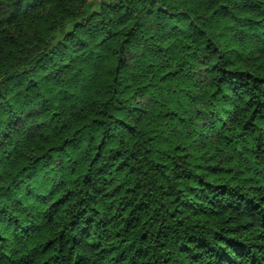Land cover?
Returning <instances> with one entry per match:
<instances>
[{"label": "trees", "instance_id": "16d2710c", "mask_svg": "<svg viewBox=\"0 0 264 264\" xmlns=\"http://www.w3.org/2000/svg\"><path fill=\"white\" fill-rule=\"evenodd\" d=\"M177 2L0 0V264H264V0ZM204 25L246 73L201 67ZM217 94L246 112L245 147L190 166L198 149L163 125Z\"/></svg>", "mask_w": 264, "mask_h": 264}, {"label": "clouds", "instance_id": "9594fccd", "mask_svg": "<svg viewBox=\"0 0 264 264\" xmlns=\"http://www.w3.org/2000/svg\"><path fill=\"white\" fill-rule=\"evenodd\" d=\"M176 4L175 11H181L177 0H172ZM215 7H210L206 11L204 10H195L189 13V19L196 24L201 26L204 24L206 17L211 16L215 11ZM205 37L201 38L199 46L201 49L205 47L206 41H211V46L207 49V52L210 53L208 57V63L201 65V67H207L212 69L213 66L217 68L222 67L225 73L237 72V73H246L247 68L239 65H247L248 59L245 55H239V48L236 43L229 40L226 35L222 34L219 29L213 31L207 29L204 25ZM212 47H215V51H212ZM187 68V65H185ZM217 73L215 70L211 72L209 80L212 76H215ZM164 75V73H161ZM176 94L179 98L185 97L184 93L188 92L189 95L194 93L196 89H192L191 85L188 82L179 83L176 86ZM183 89V91H181ZM212 90H215L214 82L209 86L208 81H205L204 84L199 86V91L206 93L207 96H212ZM175 98V97H174ZM219 99V94L211 101V106H201L199 103H192L189 105L185 104L184 101L181 102L179 106V111L183 115V120L176 124V119H173L171 122L163 125L171 129V127H180L189 139V151L191 148H197L198 152L194 155L189 156V165L195 163H217L221 167L224 166V163L230 157H236L241 154L242 149L245 147V144L241 143L237 139V136L240 135L237 133V129L240 128L247 119L246 112L242 113L241 118L237 121L235 119L230 120L229 115L231 109L227 104H217L216 100ZM248 97L244 96L243 99L239 102L240 108H244L245 103L247 102ZM221 109H224L223 111ZM199 111L200 113H206L209 111L216 113V119L212 121V127L210 128L205 124L201 117L196 114ZM221 125H225L221 127ZM164 133L162 132L161 135ZM159 138V137H158ZM146 139V138H145ZM151 143L149 142L146 146L151 148ZM209 157L211 158L209 160ZM46 203H51V198L46 199ZM53 208H49L47 213L49 215L53 214L56 210L57 205H52Z\"/></svg>", "mask_w": 264, "mask_h": 264}]
</instances>
